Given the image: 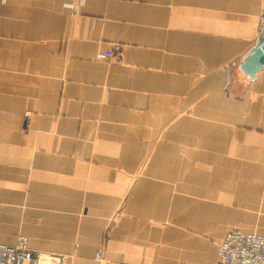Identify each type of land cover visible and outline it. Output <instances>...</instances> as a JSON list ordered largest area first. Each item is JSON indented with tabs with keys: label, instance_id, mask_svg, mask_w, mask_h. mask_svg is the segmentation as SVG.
I'll return each mask as SVG.
<instances>
[{
	"label": "crops",
	"instance_id": "obj_1",
	"mask_svg": "<svg viewBox=\"0 0 264 264\" xmlns=\"http://www.w3.org/2000/svg\"><path fill=\"white\" fill-rule=\"evenodd\" d=\"M263 13L0 0V242L24 233L69 264H221L229 231L264 234V68H239Z\"/></svg>",
	"mask_w": 264,
	"mask_h": 264
},
{
	"label": "built area",
	"instance_id": "obj_2",
	"mask_svg": "<svg viewBox=\"0 0 264 264\" xmlns=\"http://www.w3.org/2000/svg\"><path fill=\"white\" fill-rule=\"evenodd\" d=\"M264 27V13L260 18ZM100 58L121 59V53L108 51ZM101 258V252L96 255ZM218 257L221 264H264V234L229 231L219 244ZM66 253H41L28 245V238L20 233L14 244L0 242V264H69Z\"/></svg>",
	"mask_w": 264,
	"mask_h": 264
},
{
	"label": "water",
	"instance_id": "obj_3",
	"mask_svg": "<svg viewBox=\"0 0 264 264\" xmlns=\"http://www.w3.org/2000/svg\"><path fill=\"white\" fill-rule=\"evenodd\" d=\"M239 68L251 79H255L264 68V31L263 35L247 51Z\"/></svg>",
	"mask_w": 264,
	"mask_h": 264
},
{
	"label": "rangeland",
	"instance_id": "obj_4",
	"mask_svg": "<svg viewBox=\"0 0 264 264\" xmlns=\"http://www.w3.org/2000/svg\"><path fill=\"white\" fill-rule=\"evenodd\" d=\"M19 234H20V233H19ZM19 234H18V235H19ZM22 234H24V233H22ZM24 235H25V234H24ZM25 236H26V235H25ZM17 237H18V236H17ZM26 237H27V236H26ZM27 238H28V237H27ZM28 245H29V240H28Z\"/></svg>",
	"mask_w": 264,
	"mask_h": 264
}]
</instances>
